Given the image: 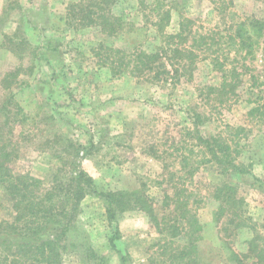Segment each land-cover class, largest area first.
I'll return each instance as SVG.
<instances>
[{
    "label": "rangeland",
    "instance_id": "1",
    "mask_svg": "<svg viewBox=\"0 0 264 264\" xmlns=\"http://www.w3.org/2000/svg\"><path fill=\"white\" fill-rule=\"evenodd\" d=\"M161 1L172 10L167 31L177 30L180 16L191 19L192 35L205 36L208 44L221 43L213 48L221 61L234 56H229L225 45L231 20L252 17L264 22V0ZM138 2L117 0L112 12L124 20L125 32L107 40L97 29L65 24L68 6L78 0H0V100L11 97L9 108L22 121L16 132L26 138L20 140L18 159L13 163L16 171H27L48 183L60 166L55 156L61 152V140L69 139L83 147L77 160L97 192L132 190L144 183L159 208L161 188L155 181L162 177V164L147 155L148 144L166 152L162 158L176 168L175 148H187V127L195 114L201 115L200 132L205 138L223 133L227 125L248 126L246 113L264 102L262 43L252 57H236L240 83L224 98L209 93L210 86L221 84L209 51L195 49L193 77L176 84L114 76L102 66L108 47L150 53L159 46L150 10H140ZM99 43L104 49L96 55L93 50ZM246 141H241L237 170L229 167L224 175L222 167L208 163L200 168L195 183L236 185L254 233L264 236V129L259 134L252 132ZM180 152L187 154L186 149ZM215 207L208 200L198 207L204 264L205 260L234 264L230 252L244 254L252 234L247 230L235 233L225 222H215ZM105 208L103 198L95 194L81 202L76 233L69 236L62 263L150 264L157 236L146 217L133 211L118 214L113 224L119 238L113 250L109 240L114 227L107 221ZM10 214L0 192V222L10 220Z\"/></svg>",
    "mask_w": 264,
    "mask_h": 264
},
{
    "label": "trees",
    "instance_id": "2",
    "mask_svg": "<svg viewBox=\"0 0 264 264\" xmlns=\"http://www.w3.org/2000/svg\"><path fill=\"white\" fill-rule=\"evenodd\" d=\"M116 3L117 0H78L68 6L64 22L74 29H97L107 40H114L125 32L124 20L112 12ZM138 7L140 10L149 8L153 18L151 26L160 44L150 53L143 49L126 52L108 47L102 66L108 67L114 76L145 77L156 83L170 84L190 80L198 57L195 49H200L210 52L213 57L210 63L221 75L220 86H210L209 93L224 98L228 92L234 93L240 83V72L234 66L236 57L242 54L243 58L252 57L261 43L264 51V22L261 20L252 17L231 20L225 45L229 56L231 53L234 56L221 61L214 56L217 50H213L221 43L208 44L205 36L192 35L194 22L191 19L180 16L177 30L169 33L172 10L165 8L161 0H139ZM102 49L103 43H99L93 51L100 55ZM10 105V96L0 100V192L11 209L10 220L0 222V264H63L62 253L70 242L69 236L76 233L80 204L90 194L105 201L110 226L114 222L116 225L118 214L126 211L146 217L149 229L157 236L156 254L150 258V264L205 263L200 249L202 226L198 218V207L205 200L216 204L215 222H225L235 233L247 230L252 234L245 242L246 252L239 254L232 250L231 261L264 264V236L254 233L236 185L227 181L195 183L200 168L208 163L222 167L224 175L230 171L229 167L237 170V157L243 150L241 141L247 142L252 132L259 134L264 129V102L246 113L248 126L227 125L223 133L211 138H205L200 132L201 115L192 116L191 126L187 127V148H175L176 168H173L174 163L162 158L163 154L168 155L166 152L148 144L147 155L162 164V177L155 181L161 188L159 208L144 183L132 190L97 192L93 179L77 160L83 147L69 139L61 140V152L55 156L60 166L48 183L27 171H16L13 163L18 159L20 140L26 138L22 132H16V125L22 127V121L12 114ZM184 149L187 154L180 152ZM163 184L168 187L162 188ZM113 230L115 234L109 244L115 250L114 240L119 238V231L115 227ZM120 259L124 261L125 257L121 254Z\"/></svg>",
    "mask_w": 264,
    "mask_h": 264
}]
</instances>
